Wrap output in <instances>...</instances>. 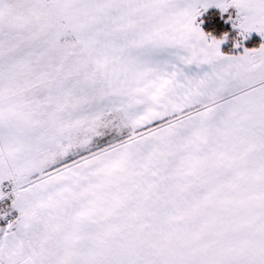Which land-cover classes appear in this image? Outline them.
Wrapping results in <instances>:
<instances>
[{"label": "snow or ice", "instance_id": "snow-or-ice-1", "mask_svg": "<svg viewBox=\"0 0 264 264\" xmlns=\"http://www.w3.org/2000/svg\"><path fill=\"white\" fill-rule=\"evenodd\" d=\"M0 264H264V0H0Z\"/></svg>", "mask_w": 264, "mask_h": 264}]
</instances>
